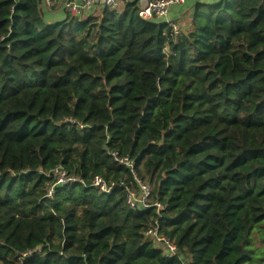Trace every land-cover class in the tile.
I'll return each mask as SVG.
<instances>
[{
    "label": "trees",
    "instance_id": "1",
    "mask_svg": "<svg viewBox=\"0 0 264 264\" xmlns=\"http://www.w3.org/2000/svg\"><path fill=\"white\" fill-rule=\"evenodd\" d=\"M189 20L0 0V264H264V0ZM57 166L83 182L48 198ZM136 179L161 211L128 206Z\"/></svg>",
    "mask_w": 264,
    "mask_h": 264
},
{
    "label": "built area",
    "instance_id": "2",
    "mask_svg": "<svg viewBox=\"0 0 264 264\" xmlns=\"http://www.w3.org/2000/svg\"><path fill=\"white\" fill-rule=\"evenodd\" d=\"M131 1L138 3V15L143 19H156L166 22L172 29L174 34L181 32V26L174 20L168 19L169 9L172 5L182 4L185 0H60L61 6L72 17L82 18L87 11L99 9L103 7L116 8ZM56 5V0H40V8L50 9ZM81 127L82 125L79 124ZM119 162L126 164L132 168V161L126 157L118 158L116 152H111ZM52 183L46 189L45 196L52 198L56 187L64 186L74 182H83L76 175L69 174L61 166L54 167L51 170ZM138 188L131 189L127 187L126 203L132 209H145L147 207H155L156 212L164 208V204L159 201H152L150 198L151 188L147 182L136 179ZM92 185L102 192H110L113 183H107L101 176L95 175L92 179ZM144 235L152 239L158 244L163 255L172 257L177 254L176 244L159 231L158 223L155 221L144 230ZM31 250L23 252L22 256H26ZM181 264H188L182 259Z\"/></svg>",
    "mask_w": 264,
    "mask_h": 264
},
{
    "label": "crops",
    "instance_id": "3",
    "mask_svg": "<svg viewBox=\"0 0 264 264\" xmlns=\"http://www.w3.org/2000/svg\"><path fill=\"white\" fill-rule=\"evenodd\" d=\"M215 0H185L182 4L172 5L169 9L168 19L176 21L182 28V30H186L190 25L189 17L193 13V5L195 2H212ZM122 6V5H120ZM43 17L46 21H56L60 20L65 15V10L60 4V0H56V5L53 9L41 8ZM92 9L87 11L85 15L94 11Z\"/></svg>",
    "mask_w": 264,
    "mask_h": 264
},
{
    "label": "rangeland",
    "instance_id": "4",
    "mask_svg": "<svg viewBox=\"0 0 264 264\" xmlns=\"http://www.w3.org/2000/svg\"><path fill=\"white\" fill-rule=\"evenodd\" d=\"M54 7L50 8V9H53Z\"/></svg>",
    "mask_w": 264,
    "mask_h": 264
}]
</instances>
